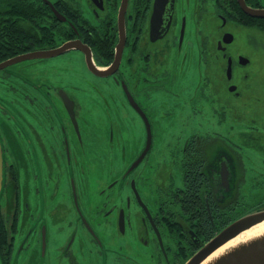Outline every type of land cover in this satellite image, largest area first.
<instances>
[{"label":"flooded vegetation","instance_id":"af4514ba","mask_svg":"<svg viewBox=\"0 0 264 264\" xmlns=\"http://www.w3.org/2000/svg\"><path fill=\"white\" fill-rule=\"evenodd\" d=\"M191 1L193 5L189 15L185 5L188 7ZM122 2L62 0L70 19L82 29L81 34L77 33L66 40L81 39L90 47L97 63L110 65L115 60L121 39L119 14ZM245 2L252 8H264V0ZM216 17V21L221 20L217 48L226 62L223 69L225 75L218 78L228 80L227 89L231 93L228 99L233 103L219 97L220 92L217 90L221 88L216 86L214 80ZM124 20L125 44L119 68L108 76L94 74L99 78H112L120 88L121 102L126 101L124 104L130 112L117 117L119 128L111 123V141L117 138L118 144L125 142L121 133L136 130L138 120L142 128L134 138L136 147L133 149L135 153H130L131 161H126L107 186L93 193L101 203L88 215L81 204L84 200L80 187L72 175L73 167L82 168L83 149L90 143V139L84 136L81 118L83 104L80 98L64 87L58 86L55 89L48 82L26 77L25 72L21 75L22 71L13 66L0 70L20 78L18 80H23L33 90L26 91L24 86L18 88L17 93L21 96L16 98L0 92V169L4 180L0 193V264H14V257L16 259L22 254L26 256L31 249L33 258H42L50 236L46 220L50 215L58 221L57 227L53 226L56 235L64 233V242L59 246L60 252H57L59 256L64 253L72 258L71 250L75 240L80 244L77 256L86 248L77 232L72 230L77 223L81 229L88 231L96 254L100 252L104 259L111 250L105 245L101 233L117 237L116 230L120 234L117 238L124 239L130 230L131 239L141 241L144 249L150 251L146 259L140 258L138 254L126 253L129 255V264H184L224 228L226 218L230 216L231 202L242 201L244 198H239L240 185L244 183L246 187L252 177L259 179V175L264 176L263 167L246 179L244 156L239 150L246 146L248 137L255 140V143L260 139L253 132L261 129L262 121L260 125L257 116L251 115V123L247 124L249 131H241L245 138L243 142H237L220 130H207L205 134L195 129L184 138L177 137L176 145L171 146L172 156L168 164L152 162L150 157L155 136L152 114L147 103L148 100H156V94L167 89L175 90L176 93L172 94L183 100L174 89L179 82L176 75L188 71L189 77L196 81L192 88L196 100L201 97L211 105L218 102V108L212 114L203 112L198 102L192 104L193 116L216 115L220 123L228 117L234 121L247 119L245 114H241L245 118H233L232 112L238 109L244 111L251 100H255L248 89L251 82L248 69L253 66L252 58L251 53L233 54L228 50L236 40L229 25L236 23L248 31L246 40L249 46H259L260 43L263 48V40L259 42V39L264 36V17H255L246 12L239 0H127ZM95 41L106 49H95ZM140 46L143 49H139ZM67 52L78 53L88 67L82 50L73 48ZM140 52L145 64H138ZM125 60L128 72L124 73ZM181 63H185L183 68ZM154 68L157 70L154 71ZM159 71L161 76H157ZM259 71L256 67L253 72L257 74ZM140 77L143 79L140 80ZM122 80L152 124L151 147L133 169L131 166L146 148L148 128L142 112L126 96ZM90 83L94 87L93 91L102 95L106 105L119 104L115 97H106L98 84L92 80ZM35 89L45 98L39 96ZM22 92L25 94L22 95ZM55 92L58 96L54 97ZM65 92L69 97L67 101L73 102V115L61 95ZM186 99L189 102L191 98ZM167 107L163 108L162 113L177 114L170 106ZM39 126L42 128L39 129ZM254 145L259 147L250 146V149L264 155V149H260L262 144ZM123 150L127 151V148ZM43 171L50 173L48 180L44 181L47 172L44 174ZM53 173L57 175V180L50 187L48 181L54 177ZM32 179H35L34 182L26 183ZM22 181H25L26 187ZM262 182L258 180L257 184ZM65 183L68 191L66 197L62 193ZM108 191L118 196L110 195ZM262 194L257 200L264 198V192ZM38 202H41V209L36 208ZM263 204L264 200L255 208ZM66 213L71 219L65 227L61 217L64 218ZM60 229L64 231L60 232ZM33 243L37 246L33 247ZM72 259L74 264H78L77 258Z\"/></svg>","mask_w":264,"mask_h":264},{"label":"rangeland","instance_id":"374dc122","mask_svg":"<svg viewBox=\"0 0 264 264\" xmlns=\"http://www.w3.org/2000/svg\"><path fill=\"white\" fill-rule=\"evenodd\" d=\"M192 5V1L188 7L185 5L186 12L189 13V15L192 11ZM216 19L217 17L215 18L214 24L216 38L213 52L215 57L214 75H216L214 80L216 82V86L221 88L217 90L220 92L219 97L221 99L226 98L225 101L233 103L232 100L228 99V97L231 96V93L227 89L228 80L226 78L223 81L220 80L221 76L225 75L223 69L226 67V62L222 56V52H220L217 48V39L220 36L218 28L221 20L216 21ZM229 27L234 32L236 40L233 44H230L228 50L233 54L241 52L244 54H246V52L251 53V62L253 66L251 69H248L249 72H251V78L249 79L251 82L248 89L250 90V95L252 94L254 96L253 99L255 100H251V104L246 106L244 111H240L238 109L232 112L233 118H245L244 115H241L245 114L248 121L247 119L234 121V119L232 120L228 117L222 123H220L219 118L216 115L205 117L199 115L193 116L192 113L194 112V109L192 104L198 102V105L200 108H202L203 112L206 114L207 112L212 114L213 111L216 112L215 108H218V102L215 101L211 105L209 101H206L201 97L196 100V96L192 95V88L196 83L195 79L189 77L188 74H190V72L188 71L179 73L176 75L177 78H179V82L174 89L179 92L178 96L183 98V100L176 98L172 94L176 93L175 90L167 89L165 92H159L156 94V100L151 99L147 102L149 105V111L152 114L151 117L153 119V132L155 136L153 153L150 157L152 162H162L168 164L172 156L171 146L176 145L177 137L184 138L188 135L187 133L195 129L201 130L200 132L205 134L207 133V130H220L223 134L234 138L237 142H243L245 138L241 131H249L247 124L251 123L249 120L251 115L257 116L258 120L260 121V125L262 121V127L260 130L257 129L253 132L254 134L260 136V139L256 140L257 143H255V140H252L251 137H248V143L246 146L242 148L240 147L239 149L244 156L243 164L246 179L247 177L253 176L254 172L257 171L258 168L264 167V155H262V152L260 154L257 151L250 149V146L257 147L254 144H262L260 149H264V47L262 48L260 43L259 46H255L253 44V46H249L246 40L248 31L246 32L245 29H242L236 23L229 25ZM65 35L68 34L65 33ZM261 39L263 40L264 45V36H261L259 42ZM53 45H55V43H53ZM140 48L141 46L139 49ZM141 49H143V47ZM141 52L139 53L140 60L138 64H145ZM126 62L127 61L125 60L123 64L125 69ZM184 64L185 63H181L182 68ZM12 66L16 70L22 71L21 75H23L25 72L27 75H25L26 77L35 81L40 80L48 82L50 85H52L51 87H55V89L58 86L64 87L65 89H68L74 96L80 98L83 104L81 118L83 119L84 136L86 135L87 138L90 139V143L83 149L84 152L82 153L81 159L83 170L81 167H73L72 175L76 177L78 187H80V192L84 200L81 201V204L87 210L88 215L92 209L101 203V200H97V196H94L93 193L102 188V186H107V184L112 180L113 176H115L116 173L120 171L126 161H131L130 153H135L133 149L136 147V145H134V138L136 133L139 134L142 128L139 120L136 123V130L134 129L128 131L127 133H121V138L124 137L125 142H120V144H118L119 140L117 138L114 142L111 141V123L112 125H115L116 128H119L120 123L117 120V117L120 114L125 116L126 114L130 113L127 106L124 104L126 101H124V103L121 102L120 98L122 97V94L120 88L113 82L112 78L106 79L104 77L99 78L96 76L91 70L88 69L84 59L78 53L68 54V52H66L65 54L47 58L45 60L33 59L18 62L16 64L10 65L9 67ZM256 67L260 69L257 74L253 72L256 70ZM156 70L157 68H154V71ZM173 70H177V68H174ZM125 72H128V69L124 70V73ZM260 72L261 77L259 76ZM157 76H161L160 71L157 73ZM18 79L20 78H16V76H11L5 72H0V92L16 98L17 96H21V94L17 93V91H19L18 88L24 86L23 88L26 91L32 90L23 80ZM141 79H143V77H140V80ZM175 79L176 77L173 78V80ZM90 80L102 88L106 97H115L119 104L110 103L109 105H106L102 95L98 91L96 93L93 91L94 87L90 83ZM179 88H181V90H179ZM35 90L38 91L37 89ZM209 91H211V89ZM24 94L25 93L22 92V95ZM38 95L45 98L39 91ZM55 96H58V94L56 95V92L54 94V97ZM208 96L210 97L211 95ZM186 97L191 98L189 102L187 101ZM257 98L258 100H256ZM160 103L163 104L160 105ZM167 105L174 109L177 114L165 115L162 113L163 108H168ZM235 107L237 108L238 105H235ZM90 108H92L91 112ZM116 111H119L120 113L117 114ZM42 112L44 111L42 110ZM52 120L55 119H51V121ZM33 123L35 124L36 122L33 121ZM232 125H234V127H232ZM36 126H38L37 123ZM41 128L42 127L39 126V129ZM85 140L87 139L85 138ZM86 143H88V141H86ZM179 143L180 142L178 141L177 144ZM125 147L127 148V151L123 150ZM40 154L41 152L39 151V155ZM46 172L43 171L44 174ZM53 176L54 177L48 181L50 187H53L54 182L57 180V175L55 176V173H53ZM258 177L259 179L252 177L250 181H248L246 187H244V183L240 185L238 189L240 192L239 198H244L243 200L241 199L242 201L231 202L230 208L234 210L235 214L240 213L238 210L245 211L246 208H255L264 200V198L257 200L263 195L262 193L264 192V176L262 177V175H259ZM49 178L50 173L47 172L44 176V181L48 180ZM81 178H83L82 182ZM34 180H27L26 183H32ZM258 180H262V184H257ZM22 182L26 187L27 185L25 181ZM29 186L31 188L33 187L32 184H29ZM62 193L65 197L68 194L66 183L62 187ZM109 194L118 196L114 192H109ZM31 198H33V196H31ZM36 208L41 209V202H38ZM70 219L71 216L68 213L65 214L64 218L61 217V221H64L65 227L68 225ZM46 220L49 226V233L51 237L49 236L48 238L45 255L42 258L35 259L32 256L33 249H31L26 256L22 254L16 259L14 257V264H26L30 261L32 262L29 264H74L72 258H77L78 264H129V255L138 254L140 258L142 257L143 259H146V256L150 251L148 248L144 249V245L141 241L131 239L129 236L130 230H128L127 234L124 235V239L117 238L120 234L115 230L117 237L108 235L106 236L105 234L101 233L105 245L109 250H111L110 253L107 254L106 259H104V255H102L100 252L99 254H96V250H94V242L91 241L88 231L81 229L78 224L75 223L72 230L77 232V236H79L86 248L79 256H77L80 253V244L78 240H75L71 250L73 257L71 258L70 255L64 253H61L59 256L57 252H60L59 246H61L62 242H64V233L62 232L64 230L60 229V232L62 233L60 235H56L55 228L53 226L57 227L58 221L51 215ZM37 245L38 247L40 246L38 241ZM37 245L33 243L32 246L36 247Z\"/></svg>","mask_w":264,"mask_h":264},{"label":"water","instance_id":"95a60500","mask_svg":"<svg viewBox=\"0 0 264 264\" xmlns=\"http://www.w3.org/2000/svg\"><path fill=\"white\" fill-rule=\"evenodd\" d=\"M47 2L55 15L62 21H67L68 18L63 13H61L56 6L50 0H44ZM126 1L123 0L122 6L120 8L119 14V23H120V30H121V39L117 47V53L115 60L107 66H100L94 60L92 51L90 47L84 43L81 39L77 38L74 40H68L63 42L62 44L51 47V48H44V49H36L30 50L13 57H10L6 60L0 62V70L18 63L20 61L28 60V59H36V58H50L61 55L67 52L70 49L76 48L80 49L85 53L86 63L89 69L99 75V76H108L113 74L119 68L121 62V56L123 47L125 44V20H124V13L126 11ZM243 9L251 14L252 16L257 17H264V8H252L248 6L245 0H239ZM71 25V23L69 21ZM77 30V29H76ZM122 84L126 93V96L129 98L131 103L136 107V109L142 112L144 116V120L146 121L147 128H148V139L146 143V148L140 154L139 158L136 162L131 166L133 169L138 162L144 157L146 152L150 149L152 144V124L148 119V116L144 113V111L138 106L136 101H134L133 97L128 91V87L124 80H122ZM64 97L67 107L69 108L71 114L73 115V102L67 101L66 98H69L67 93L61 94ZM0 163L2 165V151L0 149ZM0 193L3 185V176H2V168L0 169ZM262 207L255 208L250 212L244 214L243 216L237 218L229 225L224 227L221 231H219L214 237H212L207 243H205L185 264H200L205 258H207L210 254H212L217 248L222 246L224 243L228 242L231 238L237 236L243 230L261 222L264 220V204L261 205ZM212 264H264V236L252 240L240 248L235 249L224 256H220L217 258Z\"/></svg>","mask_w":264,"mask_h":264},{"label":"trees","instance_id":"16d2710c","mask_svg":"<svg viewBox=\"0 0 264 264\" xmlns=\"http://www.w3.org/2000/svg\"><path fill=\"white\" fill-rule=\"evenodd\" d=\"M54 4L67 16V21L60 20L51 6L42 0H0V61L20 52L58 46L68 37L81 34L80 25L70 19L62 0H55ZM95 45L97 50L101 47L106 49L98 41H95ZM251 209L238 210L240 213L235 214L230 208L226 225Z\"/></svg>","mask_w":264,"mask_h":264},{"label":"bare ground","instance_id":"6f19581e","mask_svg":"<svg viewBox=\"0 0 264 264\" xmlns=\"http://www.w3.org/2000/svg\"><path fill=\"white\" fill-rule=\"evenodd\" d=\"M264 236V220L243 230L237 236L217 248L212 254L205 258L200 264H212L220 256L240 248L242 245Z\"/></svg>","mask_w":264,"mask_h":264}]
</instances>
